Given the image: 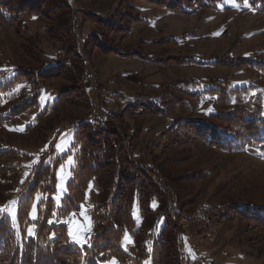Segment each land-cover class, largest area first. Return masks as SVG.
Segmentation results:
<instances>
[{"label":"rangeland","instance_id":"1","mask_svg":"<svg viewBox=\"0 0 264 264\" xmlns=\"http://www.w3.org/2000/svg\"><path fill=\"white\" fill-rule=\"evenodd\" d=\"M155 1L163 0H48L41 16L25 22L36 47L30 46L33 54L13 31L0 25V112L6 113L21 99H30V79L4 86L15 76L16 67L36 71L56 62L57 52L67 48L58 37V27L71 21V16L76 21L79 49L77 53L68 51L70 68L74 59L87 62L90 75L85 81L92 89L91 101L98 117L104 120L112 111L121 113L109 126L121 127L129 137L137 136L131 157L154 168L162 184L173 191L167 202L150 197L149 211L144 215L138 202H133L135 225L123 233L122 249L130 256L142 257L143 264H152L150 240L158 238L161 228L171 223L175 225L173 238L166 241L172 245L165 251L172 248L177 263L176 243L180 255L189 262L264 264V210L256 214L255 209L264 207V157L253 148L226 151L209 146L184 132L190 119L221 126L214 115L235 106H244L264 118V10L259 4L256 8L238 0H213L216 7L192 2L178 10ZM63 4L67 9L52 10ZM110 15L118 19L121 15L128 29H103L92 19ZM93 32L104 33L105 44L116 49L104 52L99 42L83 43ZM77 76L78 71L76 75L69 72L66 77L46 78L37 98L24 111L0 122V150L16 153L0 160L3 167L11 165L17 173L15 179L11 170L6 177L0 174V203L11 199L12 216L18 188L50 147L53 152L46 163L62 158L53 194V199L60 196L54 201L61 204L77 153L73 124L87 108L64 105L51 110V89L72 85ZM41 96L45 97L43 102ZM135 100L154 103L163 110L122 114L126 103ZM169 138L178 142L166 145ZM110 179L107 173L94 177L78 208L63 219L71 242L70 230L87 241L95 233L90 211L111 197L110 188L99 189ZM223 203L236 205L211 209ZM243 208L252 211L247 212L249 216L240 215ZM89 224V230L84 231ZM126 233L129 242L124 240ZM142 244L147 255L139 251ZM165 264H172L171 260L166 258Z\"/></svg>","mask_w":264,"mask_h":264},{"label":"trees","instance_id":"2","mask_svg":"<svg viewBox=\"0 0 264 264\" xmlns=\"http://www.w3.org/2000/svg\"><path fill=\"white\" fill-rule=\"evenodd\" d=\"M47 1L0 0V25L13 31L24 42L25 48L31 54L33 52L30 51L32 48L30 46H33V42L29 38L30 31L25 22L41 16L44 13V7L47 6ZM238 1H246L256 8L259 4L261 10H264V0ZM155 2L175 10L180 9L183 4L192 2H197L201 6H217L213 0H163ZM67 7L66 4H63L62 6H54L52 10L58 9L59 11L64 8L67 9ZM67 13L70 14V11ZM118 16L119 19L111 15L99 16V19L93 17L92 19L103 29L127 30L129 26L123 25L122 16ZM70 20L69 22L64 21L63 27L62 24L58 27L61 33L58 37L64 39L67 48L63 47L57 52L56 62L36 71L31 68L16 67L18 71L15 76L4 86L7 88L22 79H30L33 94L29 100L27 98L21 99L17 104L10 106L6 113L0 112V122L24 111L37 98L40 88L45 85L46 78L66 77L69 72L76 75L78 71L74 84L51 89L53 96L52 105L49 107L54 110L64 105H80L86 107L87 111L73 124L75 128L73 147L77 153L75 163L71 168V178L66 183V191L61 204L55 203L53 194L56 191V168L62 162V158H55L46 163V158L49 153L53 152V147L44 153L40 162L33 166L29 176L22 181L16 192L14 215L12 216L10 211L11 199L0 203V264H99V262L111 257L118 259V264H143L142 257L130 256L120 245L123 233L126 230L131 231L135 225L131 215L132 204L136 200L144 215L149 211L150 197L167 202L171 200L173 191L166 184H162L160 177H157L159 173L154 168L131 157L130 154L135 145L133 142L137 136L133 134L129 137L128 133L123 134L121 127L117 129L109 126L114 117H120L121 113L112 111L113 113L111 112L104 120L98 117L97 109L91 101L92 89L88 88L85 81L87 75H90L87 62L82 59H74L72 61L73 69L70 68L71 61L67 56L68 51L74 49L73 53H77L79 49L76 21L72 20L71 16ZM70 23L72 24L70 25ZM103 35L104 33L93 32L89 37L83 39V43L96 45L95 42H99V49L102 51L115 50L116 47L105 44L102 40ZM129 52L131 51L125 53ZM1 93L2 86L0 87V105L3 99ZM19 94H23V92ZM92 108L96 109L95 113ZM138 109L142 110L138 111ZM161 110L163 109L155 106L154 103L135 100L126 103L122 109V114H143ZM214 117L218 121L216 124L221 126L215 125L209 120L190 119L188 122L191 121V123L184 132L189 136L199 138L209 146L226 151L253 148L259 150L261 156L264 157V118L260 114L244 106H235L231 110L214 115ZM172 139L169 138L165 142L166 145L171 146L178 142ZM181 140L183 139L181 138ZM11 154L16 153L12 150H0V160L9 158ZM10 170L15 179L17 176L15 168L11 165L3 167L0 164L2 176H7ZM102 173L110 174L112 179L102 182L99 189L110 188L111 197L99 201L92 207L90 214L95 233L90 237L88 243L81 247L69 240L67 224L63 219L78 208L85 197L90 181ZM235 205L236 203H223L214 205L211 209L223 208L226 210ZM255 209L257 210L256 214H258L260 209L264 210V207L255 206ZM249 211L252 212L249 208H243L239 212L240 215L246 217L249 216L247 213ZM171 217L168 215L169 219ZM234 217L224 218V220ZM218 220L222 221V218ZM174 226L171 223L165 224L161 228L158 238L154 237L150 240L149 255H151L152 264H165L166 258L170 259L172 264H201L199 260L186 261L180 255L177 243L175 251L180 257L178 263L175 254L172 255V248L165 251L166 246L170 244L166 238H173L171 234ZM29 229L32 230V235H28ZM142 232L140 235L145 237ZM133 233L136 234L137 231ZM173 246L175 247V245ZM138 248L141 253L147 255L144 244L138 245Z\"/></svg>","mask_w":264,"mask_h":264},{"label":"snow or ice","instance_id":"3","mask_svg":"<svg viewBox=\"0 0 264 264\" xmlns=\"http://www.w3.org/2000/svg\"><path fill=\"white\" fill-rule=\"evenodd\" d=\"M44 100H45V97L41 96V101L43 102ZM62 171H63V167H61V169L59 170V172H58V176H59V174H60ZM27 175H28V174L26 173V176H27ZM68 178L70 179L71 177L69 176ZM91 187H92V185L89 184V190L91 189ZM57 188H58V189L61 188V185L58 184V185H57ZM38 199H39V197H38ZM54 199L57 200V202H58L59 199H60V196H56V197H54ZM81 207L83 208V206H81ZM49 222H51V221H49ZM89 228H90V224L88 225L87 228H84V231H88ZM32 234H33V233H32V230L29 229V230H28V235H32ZM69 236L72 238L73 242L77 243V244L80 245L81 247H82L83 245H85V244L88 243V241H87L86 239H81V237H80L78 234L73 233L71 230L69 231ZM124 240H125V242H129V241H130V237L127 235V233H126L125 236H124ZM104 264H116L115 258H113L111 261H105Z\"/></svg>","mask_w":264,"mask_h":264}]
</instances>
